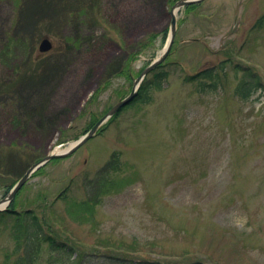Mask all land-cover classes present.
Here are the masks:
<instances>
[{
    "label": "rangeland",
    "instance_id": "374dc122",
    "mask_svg": "<svg viewBox=\"0 0 264 264\" xmlns=\"http://www.w3.org/2000/svg\"><path fill=\"white\" fill-rule=\"evenodd\" d=\"M177 1L0 0V199L130 94L166 47ZM263 16L264 0H201L177 12L173 45L141 100L39 167L0 210H32L73 247L43 243L33 264H264ZM250 74L262 86L242 98ZM114 152L120 171L102 178ZM91 196L98 203H83ZM14 217L0 214V264L26 261Z\"/></svg>",
    "mask_w": 264,
    "mask_h": 264
},
{
    "label": "trees",
    "instance_id": "16d2710c",
    "mask_svg": "<svg viewBox=\"0 0 264 264\" xmlns=\"http://www.w3.org/2000/svg\"><path fill=\"white\" fill-rule=\"evenodd\" d=\"M264 22V16L260 18L257 22V25L263 27ZM263 25V26H262ZM160 66V65H159ZM205 77L207 78H215L217 75L212 72V70H208L203 72ZM167 78L166 72H160L159 74H156L155 76V84H157L159 87L164 83V81ZM142 86V84H141ZM262 86V82L260 80V77L256 74H250L248 78H244L240 81V84L237 88V93L240 94L242 98H247L252 94L253 91L257 90ZM142 88V87H140ZM141 89H139V92L137 93L135 97V101L141 100V97L143 96V92H140ZM144 90V89H143ZM142 90V91H143ZM134 102V101H133ZM121 168V161L119 158L118 152H114L109 161L104 165L103 167V177L108 178V176L111 173H117L120 171ZM96 194V193H95ZM102 195L103 193H97ZM98 199L95 197H90L89 199L85 200L83 203L89 204V203H98ZM0 214H4L6 216L13 215L15 216L16 220V226H14L15 234L17 231L16 239V246L15 251L23 250L24 249V256H19L18 260H26L25 264H33L34 261L37 259V253L40 251L42 244L46 243L47 247L50 250H61L70 252L73 250L71 245H68L61 239H58L54 236H52V233L45 231L44 226L42 222L40 221L39 217L32 211V210H26L23 212H16L12 209H7L4 211H0ZM22 235L25 237L24 240L20 239V236ZM23 239V238H22ZM70 250V251H69ZM116 264H163L158 261H135L132 259H117Z\"/></svg>",
    "mask_w": 264,
    "mask_h": 264
},
{
    "label": "water",
    "instance_id": "95a60500",
    "mask_svg": "<svg viewBox=\"0 0 264 264\" xmlns=\"http://www.w3.org/2000/svg\"><path fill=\"white\" fill-rule=\"evenodd\" d=\"M201 0H178L176 3H174L171 7V23H170V32H169V38L166 47L164 48L163 52L155 58L149 65H147L142 72L133 79V87L129 95L124 97L123 99L119 100L111 109H109L102 117L99 118V120L93 125V127L83 136H81L78 140L72 142L69 144L68 147L61 149V151H58L57 148H55L52 152L47 154L42 159L38 160L34 164H32L25 174L17 181V183L13 186V188L10 190V192L3 198L0 199V210L3 209L1 205L3 203H10L11 200L14 198L16 192L22 187V185L30 178V176L42 165L47 163L50 159L56 158V157H64L67 156L74 151H76L81 145H83L85 142H87L90 138H92L100 128L102 124H104L108 119L113 117L122 107H124L127 103H129L138 93V89L140 85L142 84L145 77L154 70L158 65H160L168 56L170 49L173 45L175 34L177 30V12L182 8L185 7L188 4L199 2ZM52 43L49 40V38H43L40 43V50L41 51H47L51 48Z\"/></svg>",
    "mask_w": 264,
    "mask_h": 264
},
{
    "label": "bare ground",
    "instance_id": "6f19581e",
    "mask_svg": "<svg viewBox=\"0 0 264 264\" xmlns=\"http://www.w3.org/2000/svg\"><path fill=\"white\" fill-rule=\"evenodd\" d=\"M57 150H58V151H61V148L58 147ZM5 204H6V203H3V204L1 205V207H3Z\"/></svg>",
    "mask_w": 264,
    "mask_h": 264
}]
</instances>
